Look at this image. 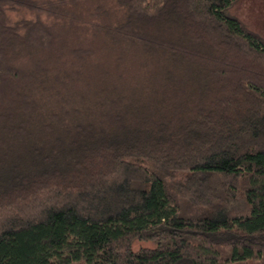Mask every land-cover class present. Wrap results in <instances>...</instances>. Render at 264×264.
I'll use <instances>...</instances> for the list:
<instances>
[{
  "label": "trees",
  "instance_id": "obj_1",
  "mask_svg": "<svg viewBox=\"0 0 264 264\" xmlns=\"http://www.w3.org/2000/svg\"><path fill=\"white\" fill-rule=\"evenodd\" d=\"M234 1L0 0V264H264V41Z\"/></svg>",
  "mask_w": 264,
  "mask_h": 264
},
{
  "label": "rangeland",
  "instance_id": "obj_2",
  "mask_svg": "<svg viewBox=\"0 0 264 264\" xmlns=\"http://www.w3.org/2000/svg\"><path fill=\"white\" fill-rule=\"evenodd\" d=\"M100 3L86 2L78 7V11L83 13L93 12ZM111 9V4H102ZM225 13L237 19L249 31L259 36L264 41V0H235L229 7L226 8ZM19 15L28 17L26 12H21ZM153 248L151 242H135L133 243V251L140 249Z\"/></svg>",
  "mask_w": 264,
  "mask_h": 264
}]
</instances>
